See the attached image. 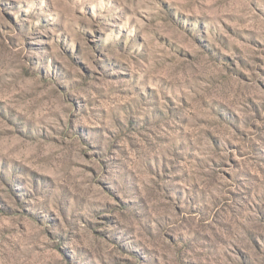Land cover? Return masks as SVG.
<instances>
[{
  "label": "rangeland",
  "instance_id": "obj_1",
  "mask_svg": "<svg viewBox=\"0 0 264 264\" xmlns=\"http://www.w3.org/2000/svg\"><path fill=\"white\" fill-rule=\"evenodd\" d=\"M0 264H264V0H0Z\"/></svg>",
  "mask_w": 264,
  "mask_h": 264
}]
</instances>
